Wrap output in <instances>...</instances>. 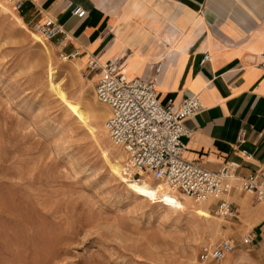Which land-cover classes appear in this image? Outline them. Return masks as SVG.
<instances>
[{
    "label": "rangeland",
    "instance_id": "obj_1",
    "mask_svg": "<svg viewBox=\"0 0 264 264\" xmlns=\"http://www.w3.org/2000/svg\"><path fill=\"white\" fill-rule=\"evenodd\" d=\"M37 23L0 0V264H264V239L243 244L237 213L223 220L191 199L172 208L111 172L125 153L104 130L96 73ZM90 108L101 109L98 122ZM226 240L225 258L199 259Z\"/></svg>",
    "mask_w": 264,
    "mask_h": 264
},
{
    "label": "crops",
    "instance_id": "obj_2",
    "mask_svg": "<svg viewBox=\"0 0 264 264\" xmlns=\"http://www.w3.org/2000/svg\"><path fill=\"white\" fill-rule=\"evenodd\" d=\"M75 5L84 18L71 13ZM22 13L54 18L64 31L55 38L85 52L83 61L97 53L131 77L156 81L164 104L199 95L204 109L185 121L187 161L211 171L235 161L239 175L264 170V0H24ZM241 128L249 160L236 145ZM230 201L238 224L264 239V207L238 191Z\"/></svg>",
    "mask_w": 264,
    "mask_h": 264
},
{
    "label": "built area",
    "instance_id": "obj_3",
    "mask_svg": "<svg viewBox=\"0 0 264 264\" xmlns=\"http://www.w3.org/2000/svg\"><path fill=\"white\" fill-rule=\"evenodd\" d=\"M7 1L15 11L23 12L24 0ZM70 11L78 18L86 16V11L78 5ZM35 28L46 40L64 35L62 27L52 17H44ZM77 56L80 52L74 50L66 58ZM208 59L209 55L205 53L200 64ZM86 67L87 75L96 73V98L109 110L105 121L109 138L124 150L122 170L125 176L140 180L147 174L153 181L182 192L195 203L210 200L215 213L223 220L237 213L230 201V195L235 191L252 195L254 201L264 207V170L239 175V164L235 161H226L217 171H211L184 159L187 150L184 139L192 135L185 121L204 109L199 95L184 96L178 104L171 100L164 104L158 97L156 81L128 79L117 63H101L93 56ZM160 68L158 65L157 72ZM244 143L245 130L241 128L236 145L240 147L242 157L252 159L253 154L241 148ZM254 241L251 231L242 237L245 245ZM233 250L234 245L228 240L204 245L200 248L199 259L202 262L219 261Z\"/></svg>",
    "mask_w": 264,
    "mask_h": 264
},
{
    "label": "bare ground",
    "instance_id": "obj_4",
    "mask_svg": "<svg viewBox=\"0 0 264 264\" xmlns=\"http://www.w3.org/2000/svg\"><path fill=\"white\" fill-rule=\"evenodd\" d=\"M4 13L8 14V12L6 10L4 11ZM99 61L101 63H106V61H102L100 59H99ZM107 62H108V60H107ZM120 70L123 71L127 75L128 79L134 78V77H131L126 71H124L122 69H120ZM88 112H89L88 114H90V116H92L94 118L93 121L98 122L102 118L101 109L99 110V108L98 109L90 108L88 110ZM79 117L81 118V120L83 122L88 123L89 119H88L87 114H85V112L80 110ZM92 128H94V127H92ZM104 130L106 131L105 123H104ZM108 163H109V167H110L111 172L115 176L119 177L121 175H124L123 170H122V166L117 160L116 161H108ZM126 178L127 179L125 180V184H126L127 188L130 191H132L133 193H135L136 195L142 196V197H148L150 199H153L155 201H159L165 205H168L169 207H172V208L184 207L183 203L187 202L188 199H190L187 195L183 194L180 191L170 190V189L166 188L160 182H156L155 184H151L150 182H148L144 178H140V180L131 179V178H128L127 176H126ZM146 178L150 179L151 176L148 175ZM209 201L210 200L205 201V202H200L199 204L201 205L202 208L207 210L210 208L206 205V203ZM202 208H200L198 211H201Z\"/></svg>",
    "mask_w": 264,
    "mask_h": 264
}]
</instances>
